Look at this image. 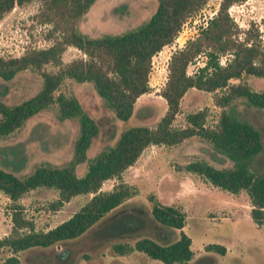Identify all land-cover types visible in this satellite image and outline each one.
<instances>
[{
    "label": "trees",
    "instance_id": "16d2710c",
    "mask_svg": "<svg viewBox=\"0 0 264 264\" xmlns=\"http://www.w3.org/2000/svg\"><path fill=\"white\" fill-rule=\"evenodd\" d=\"M31 1L40 2L41 21L50 23L49 33H58V36L46 48L29 50L18 57L0 56V78L9 80L19 71L29 68L39 70L45 64H52L58 69L55 72L42 71L41 88L27 100L16 105L0 101V137L7 136L27 118L51 104L56 105L57 119L77 118L79 133L72 158L64 166L40 164L22 178L0 169V191L10 200L11 210L10 232L0 238V250L4 248L10 255L0 264H19L16 254L31 248H51L49 254H39L38 260L59 264L63 259L61 251L53 247H66L68 242L93 228L133 192L123 182L109 191H101L103 181L119 178L147 146L175 145L193 136L208 142L214 153L226 157L232 165L215 168L204 161H192L184 166V170L220 190L230 193L244 190L251 206L249 215L252 222L256 226L263 223L264 171L253 169L256 157L263 151L261 133L230 109L224 110L236 98L254 108L264 109V90L256 92L244 83H229L230 79H240L242 75L264 77V51L256 40L257 34L246 31L244 37L238 39L237 28L227 13L231 4L241 0H220L206 26L183 48L170 55L166 81L159 94L165 101L166 109L155 127H129L120 133L112 146L103 148L88 160L85 151L96 135V124L75 97L61 93L54 96V90L64 78L88 82L103 105L113 111L115 118L128 119L135 100L148 91L151 57L170 44L184 21L208 0H157L155 11L135 29L96 38H89L75 28V22L95 0H0V18L14 6ZM68 46L76 48L85 58L62 64L60 56ZM227 54L231 58L221 65L220 56ZM199 56L204 58L202 65L187 74V65ZM190 88L215 92L212 100L221 111L213 126L205 125V109L187 113L184 127L171 126L180 99ZM85 161L86 170L78 176L75 167ZM38 187L57 191V199L52 203L54 209L73 196L87 193L92 196L69 218L41 231L34 229L23 216L21 205L16 202L25 192ZM149 201L152 219L159 225L179 230L178 237L166 244L151 237H141L134 242L133 248L163 264H186L193 253L190 238L181 230L184 213L172 205L159 203L151 196ZM113 250L119 255L128 251L122 245H115ZM204 250L219 255L225 253V247L215 243L206 244Z\"/></svg>",
    "mask_w": 264,
    "mask_h": 264
},
{
    "label": "rangeland",
    "instance_id": "374dc122",
    "mask_svg": "<svg viewBox=\"0 0 264 264\" xmlns=\"http://www.w3.org/2000/svg\"><path fill=\"white\" fill-rule=\"evenodd\" d=\"M220 0H208L200 10L187 18L174 40L151 57L148 74V91L138 97L131 115L126 120L115 118L107 109L92 85L64 78L54 90L75 97L83 111L96 124L97 132L85 151L86 160L107 146H112L120 133L134 126L155 127L163 115L166 104L159 95L167 76L170 55L183 48L201 28L206 26L216 12ZM157 0H95L75 22L78 32L89 38L116 35L135 29L155 11ZM40 2L31 1L14 6L0 18V56L18 57L33 49L50 46L58 33L51 35V24L41 21ZM227 13L242 39L246 31L257 34L256 40L264 51V0H241L231 4ZM62 64L76 58H85L76 48L65 47L61 53ZM230 54L220 56L224 65ZM197 57L186 67L191 74L203 63ZM58 67L45 64L39 70L25 69L11 79L0 78V101L16 105L36 94L41 88V72H55ZM244 83L253 91L264 90V77L242 75L230 79V84ZM212 92L187 89L179 102L171 126H185L187 113L205 109V125L213 126L221 109L214 105ZM239 118L246 120L261 133L263 151L256 157L253 169L264 171V109L254 108L240 98L229 107ZM56 105L51 104L27 118L23 124L7 136L0 137V169L18 178L30 174L40 164L64 166L73 154L79 133L77 118L57 119ZM204 161L215 168L232 165L226 157L214 153L210 144L200 138L188 137L175 145H150L143 149L136 161L126 168L119 178L102 182L101 191H109L120 182L132 188V194L119 206L107 213L89 231L60 250L63 258L59 264H163L133 248L141 237H151L159 243H171L179 230L157 224L151 217L152 199L164 205L180 209L184 215L182 231L190 238L192 257L186 264H264V221L256 226L249 215L250 203L244 190L230 193L212 186L198 175L187 172L188 162ZM86 163L76 165L75 172L81 176ZM57 191L38 187L25 192L16 202L22 207L23 216L35 230L46 231L69 218L92 194H79L54 209ZM264 210V209H263ZM10 200L0 191V238L10 232ZM208 243L220 244L225 253L219 255L205 251ZM122 245L128 249L123 255L115 253L113 247ZM51 248H31L16 254L19 264H57L39 261V254H49ZM10 253L0 250V262Z\"/></svg>",
    "mask_w": 264,
    "mask_h": 264
},
{
    "label": "crops",
    "instance_id": "0c3cea01",
    "mask_svg": "<svg viewBox=\"0 0 264 264\" xmlns=\"http://www.w3.org/2000/svg\"><path fill=\"white\" fill-rule=\"evenodd\" d=\"M142 95H143V94H142ZM142 95H140V96H142ZM140 96H139V97H140ZM133 108H134V106H133Z\"/></svg>",
    "mask_w": 264,
    "mask_h": 264
}]
</instances>
